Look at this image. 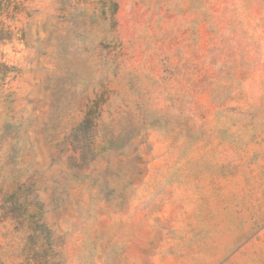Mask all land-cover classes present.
Listing matches in <instances>:
<instances>
[{
    "label": "rangeland",
    "instance_id": "obj_1",
    "mask_svg": "<svg viewBox=\"0 0 264 264\" xmlns=\"http://www.w3.org/2000/svg\"><path fill=\"white\" fill-rule=\"evenodd\" d=\"M0 264H264V0H0Z\"/></svg>",
    "mask_w": 264,
    "mask_h": 264
},
{
    "label": "trees",
    "instance_id": "obj_2",
    "mask_svg": "<svg viewBox=\"0 0 264 264\" xmlns=\"http://www.w3.org/2000/svg\"><path fill=\"white\" fill-rule=\"evenodd\" d=\"M14 70V66L9 65L5 61L0 60V85L5 82L8 75Z\"/></svg>",
    "mask_w": 264,
    "mask_h": 264
}]
</instances>
